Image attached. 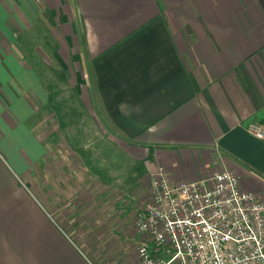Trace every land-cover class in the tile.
Listing matches in <instances>:
<instances>
[{
  "label": "crops",
  "instance_id": "crops-1",
  "mask_svg": "<svg viewBox=\"0 0 264 264\" xmlns=\"http://www.w3.org/2000/svg\"><path fill=\"white\" fill-rule=\"evenodd\" d=\"M74 87L130 168L54 161L42 118ZM263 119L264 0H0V264H136L132 219L157 170L227 169L264 200V141L245 131Z\"/></svg>",
  "mask_w": 264,
  "mask_h": 264
},
{
  "label": "built area",
  "instance_id": "built-area-1",
  "mask_svg": "<svg viewBox=\"0 0 264 264\" xmlns=\"http://www.w3.org/2000/svg\"><path fill=\"white\" fill-rule=\"evenodd\" d=\"M245 131L264 141V124ZM135 211L136 264H264V200L227 169L172 183L157 170Z\"/></svg>",
  "mask_w": 264,
  "mask_h": 264
},
{
  "label": "rangeland",
  "instance_id": "rangeland-1",
  "mask_svg": "<svg viewBox=\"0 0 264 264\" xmlns=\"http://www.w3.org/2000/svg\"><path fill=\"white\" fill-rule=\"evenodd\" d=\"M85 74L87 75L85 70H83L82 74L76 72L77 91H79V88L83 90L84 85H88ZM57 91H59L56 103V111L59 114L58 119L54 115L43 117L41 127L43 133L45 130L48 131L49 128L55 129L53 136L56 135L57 138L54 137L53 141L47 142V146L52 142L54 143L57 139L59 146L58 148L52 149L58 152V156L53 157L56 159L54 161L58 163V166L67 167L74 157V162L77 163V167L95 170L106 168L112 169L113 172L120 168H130V161L132 160L126 157L127 155L124 153L123 147V144L127 143V141L120 138L108 122L105 121L94 100V95L90 94L89 96L88 92H86L83 97V105L81 100L76 103L71 97L74 98L80 94H78L74 87L72 95L71 89L69 93H66L69 103L67 104L65 103V95L63 101L60 98L62 92H60V89ZM61 107L63 112L60 111ZM58 125L59 127L57 128ZM72 138L77 139L69 140Z\"/></svg>",
  "mask_w": 264,
  "mask_h": 264
},
{
  "label": "trees",
  "instance_id": "trees-1",
  "mask_svg": "<svg viewBox=\"0 0 264 264\" xmlns=\"http://www.w3.org/2000/svg\"><path fill=\"white\" fill-rule=\"evenodd\" d=\"M263 123H264V119H263Z\"/></svg>",
  "mask_w": 264,
  "mask_h": 264
}]
</instances>
